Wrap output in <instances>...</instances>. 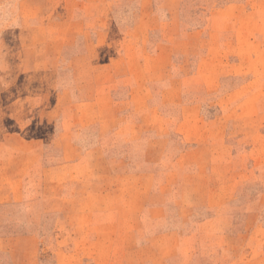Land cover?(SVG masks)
<instances>
[{
    "label": "rangeland",
    "instance_id": "obj_1",
    "mask_svg": "<svg viewBox=\"0 0 264 264\" xmlns=\"http://www.w3.org/2000/svg\"><path fill=\"white\" fill-rule=\"evenodd\" d=\"M18 132L39 199L0 208L1 236L35 237L14 264H182L221 213L264 264V0H0V139Z\"/></svg>",
    "mask_w": 264,
    "mask_h": 264
},
{
    "label": "crops",
    "instance_id": "obj_2",
    "mask_svg": "<svg viewBox=\"0 0 264 264\" xmlns=\"http://www.w3.org/2000/svg\"><path fill=\"white\" fill-rule=\"evenodd\" d=\"M130 82L131 80H128V84ZM136 85L137 84L132 85L133 88H135ZM132 95L133 94L129 93L127 100L118 99V101L121 103H124L122 101L132 103V98L134 96ZM124 115L126 114L124 113ZM119 117L120 116L116 114V119ZM116 125L118 127L117 130H119L125 126V123H123V120H119ZM17 134L22 136V134L18 132L15 136H6L4 139H0V208H9L10 206L21 205L24 207V215L28 216V210L38 206L39 198H37L38 196L33 195L34 193L29 190L28 186L30 180L35 179V176L33 177L29 172L26 173V170H23L27 167L25 165L29 164V162L22 164L20 160L16 159V156L19 154V148L15 142L16 139H18L16 136ZM62 165L63 163L56 165H43V169H53ZM34 166H36V164H32L30 167ZM40 195H42L41 198L45 200L48 199L46 193ZM3 213L13 214L14 216L17 215L15 210H7L6 212L0 211V215ZM36 214H38V212H36ZM226 214L221 213L219 215H208V217H206L202 222L199 238L194 244L186 245L184 242H180L182 248L188 249L187 252L191 253L190 258L187 256L186 260L182 264H211L214 259H216L217 264H242L244 261L243 253L242 251L239 253L241 245L236 242L234 243L230 239H226L223 236V234L226 233V223L228 222ZM19 218L20 220L17 219V217L11 219L14 221L13 228L15 229H23L24 227V218L21 216ZM34 238L35 237L33 235L28 237L18 236L16 239L14 237H4L0 235V264L6 263L3 255L7 252L11 253L10 256L12 258L9 257L10 264H14L16 257L24 258V262L26 263L33 261L35 259L33 254L34 252L29 253L28 248L26 247V252H23L24 246L20 245V242H29L31 244L30 248L33 251V249L35 250V246L33 245L35 243ZM8 240L12 241V246H7V248H5L3 244ZM14 241L15 245L13 244ZM5 250H7V252Z\"/></svg>",
    "mask_w": 264,
    "mask_h": 264
}]
</instances>
